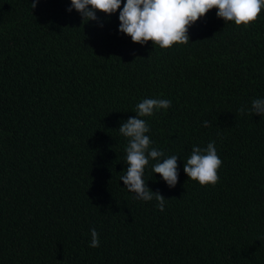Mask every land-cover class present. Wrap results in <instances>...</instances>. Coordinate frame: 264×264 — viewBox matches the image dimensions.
Returning a JSON list of instances; mask_svg holds the SVG:
<instances>
[{"label":"trees","instance_id":"16d2710c","mask_svg":"<svg viewBox=\"0 0 264 264\" xmlns=\"http://www.w3.org/2000/svg\"><path fill=\"white\" fill-rule=\"evenodd\" d=\"M32 3L0 0V264H264V9L247 27L212 9L161 49L118 32L120 9L84 23L71 0ZM146 98L172 101L143 117L177 156L171 188L145 166L162 212L120 180L119 127ZM209 142L222 164L201 186L183 167Z\"/></svg>","mask_w":264,"mask_h":264},{"label":"clouds","instance_id":"9594fccd","mask_svg":"<svg viewBox=\"0 0 264 264\" xmlns=\"http://www.w3.org/2000/svg\"><path fill=\"white\" fill-rule=\"evenodd\" d=\"M36 7L33 0L31 8ZM75 9L82 17V22L96 20V12L111 15L119 11L118 32L131 38L133 43L144 45L151 41L161 49L171 48L174 44L189 42L188 29L198 19L205 16L212 9H216V16L224 22L232 21L235 25L247 27L255 22L264 0H125L121 9V0H71V12ZM102 26V25H101ZM172 101L168 99L146 98L136 105V116L130 117L120 124L119 132L128 138L126 151L127 169L120 180L134 198L142 201H157V208L162 212L166 199L153 192L146 186L143 179L145 166L149 160H156L152 168L153 173L159 174L169 188L177 183V156L160 159L164 153L150 148L153 141L149 135V125L143 117H150L157 110L170 108ZM239 111L244 113V108ZM251 112L264 116V99H254L251 102ZM204 126H208L206 121ZM222 164L217 155L214 142H209L206 148H192L190 158L184 163L183 171L188 179L197 181L201 186L215 185L219 180L217 170ZM91 242L89 247L100 246L99 234L90 230Z\"/></svg>","mask_w":264,"mask_h":264}]
</instances>
